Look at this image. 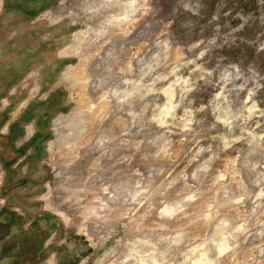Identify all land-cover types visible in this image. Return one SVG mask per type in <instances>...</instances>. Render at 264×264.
<instances>
[{
    "label": "rangeland",
    "instance_id": "1",
    "mask_svg": "<svg viewBox=\"0 0 264 264\" xmlns=\"http://www.w3.org/2000/svg\"><path fill=\"white\" fill-rule=\"evenodd\" d=\"M0 162L41 264H264V0H0Z\"/></svg>",
    "mask_w": 264,
    "mask_h": 264
},
{
    "label": "crops",
    "instance_id": "2",
    "mask_svg": "<svg viewBox=\"0 0 264 264\" xmlns=\"http://www.w3.org/2000/svg\"><path fill=\"white\" fill-rule=\"evenodd\" d=\"M18 139V142L24 139V132ZM0 192L1 196L4 195L2 187ZM12 214L11 209L0 207V264H41V241L35 238L33 243L25 233H20V219ZM6 233V236H10L9 240L5 239ZM28 249H31V252L27 255Z\"/></svg>",
    "mask_w": 264,
    "mask_h": 264
},
{
    "label": "built area",
    "instance_id": "3",
    "mask_svg": "<svg viewBox=\"0 0 264 264\" xmlns=\"http://www.w3.org/2000/svg\"><path fill=\"white\" fill-rule=\"evenodd\" d=\"M0 167H1V164H0ZM2 168V167H1Z\"/></svg>",
    "mask_w": 264,
    "mask_h": 264
}]
</instances>
